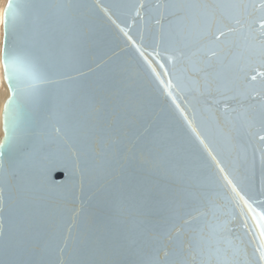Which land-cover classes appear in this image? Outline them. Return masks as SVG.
<instances>
[{
  "label": "water",
  "instance_id": "95a60500",
  "mask_svg": "<svg viewBox=\"0 0 264 264\" xmlns=\"http://www.w3.org/2000/svg\"><path fill=\"white\" fill-rule=\"evenodd\" d=\"M8 2L0 264H264V0Z\"/></svg>",
  "mask_w": 264,
  "mask_h": 264
},
{
  "label": "snow or ice",
  "instance_id": "6c2138e0",
  "mask_svg": "<svg viewBox=\"0 0 264 264\" xmlns=\"http://www.w3.org/2000/svg\"><path fill=\"white\" fill-rule=\"evenodd\" d=\"M19 8V5L14 2V0H9L3 17V23L6 30H10L12 23L16 17V10ZM26 62L31 69L32 80L34 83L31 85V94L33 96H39L43 91V86L47 83H51V75L50 70L43 67L30 53L20 52L11 49L7 42L2 49H0V64H3L5 72L7 74V79L9 84L12 87L13 91V99L9 101L8 110H11L12 105L15 103V95H16V85L14 83V70L16 66L21 63ZM6 136H5V144H0V148L4 147L8 142L12 140L13 134V124L11 121L6 123ZM261 140H264V136L260 137ZM223 172V169H220ZM226 183L231 187L232 192L235 193L240 200H244V195H241L243 189L237 191L239 187L238 184L234 183L233 180H229L227 176L224 177ZM245 195H247L245 193ZM247 204V201H245ZM249 207H251L249 205ZM253 211H255L253 209ZM260 220H264V213H261L259 216ZM186 223L188 221H185ZM261 235L264 236V226H262ZM261 259L264 260V254L261 255Z\"/></svg>",
  "mask_w": 264,
  "mask_h": 264
},
{
  "label": "bare ground",
  "instance_id": "6f19581e",
  "mask_svg": "<svg viewBox=\"0 0 264 264\" xmlns=\"http://www.w3.org/2000/svg\"><path fill=\"white\" fill-rule=\"evenodd\" d=\"M5 2H6V0L2 3V5L0 7V10H2V11L4 8ZM1 41H2V16H0V49H1ZM7 97H8V92H7L6 86L3 82L2 70H1V65H0V115H1L3 102ZM0 128H1V124H0Z\"/></svg>",
  "mask_w": 264,
  "mask_h": 264
},
{
  "label": "rangeland",
  "instance_id": "374dc122",
  "mask_svg": "<svg viewBox=\"0 0 264 264\" xmlns=\"http://www.w3.org/2000/svg\"><path fill=\"white\" fill-rule=\"evenodd\" d=\"M5 0H0V7L2 5V3L4 2ZM0 138H1V128H0Z\"/></svg>",
  "mask_w": 264,
  "mask_h": 264
},
{
  "label": "clouds",
  "instance_id": "9594fccd",
  "mask_svg": "<svg viewBox=\"0 0 264 264\" xmlns=\"http://www.w3.org/2000/svg\"><path fill=\"white\" fill-rule=\"evenodd\" d=\"M0 16H2V10H0Z\"/></svg>",
  "mask_w": 264,
  "mask_h": 264
}]
</instances>
